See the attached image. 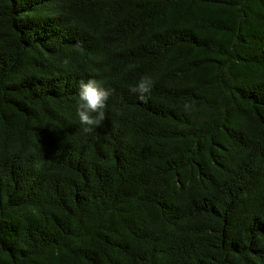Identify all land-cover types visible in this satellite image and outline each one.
I'll list each match as a JSON object with an SVG mask.
<instances>
[{
    "label": "trees",
    "instance_id": "obj_1",
    "mask_svg": "<svg viewBox=\"0 0 264 264\" xmlns=\"http://www.w3.org/2000/svg\"><path fill=\"white\" fill-rule=\"evenodd\" d=\"M0 264H264V0H0Z\"/></svg>",
    "mask_w": 264,
    "mask_h": 264
},
{
    "label": "clouds",
    "instance_id": "obj_2",
    "mask_svg": "<svg viewBox=\"0 0 264 264\" xmlns=\"http://www.w3.org/2000/svg\"><path fill=\"white\" fill-rule=\"evenodd\" d=\"M68 62V60L64 61L65 64ZM154 85L155 80L150 75H143L135 85L129 86V92L135 94L139 101L147 102V97ZM78 89L75 104L76 116L82 133L87 135L99 128L105 120V108L112 93L95 79L80 80ZM188 107L189 105H185L186 109Z\"/></svg>",
    "mask_w": 264,
    "mask_h": 264
}]
</instances>
